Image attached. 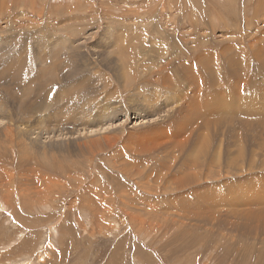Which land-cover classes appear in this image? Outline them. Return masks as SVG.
Wrapping results in <instances>:
<instances>
[{"label": "rangeland", "instance_id": "rangeland-1", "mask_svg": "<svg viewBox=\"0 0 264 264\" xmlns=\"http://www.w3.org/2000/svg\"><path fill=\"white\" fill-rule=\"evenodd\" d=\"M263 254L264 0H0V264Z\"/></svg>", "mask_w": 264, "mask_h": 264}, {"label": "bare ground", "instance_id": "bare-ground-1", "mask_svg": "<svg viewBox=\"0 0 264 264\" xmlns=\"http://www.w3.org/2000/svg\"><path fill=\"white\" fill-rule=\"evenodd\" d=\"M1 4H2V3H1ZM261 49H262V48H261ZM262 58H263V57H262ZM262 58H261V59H262ZM249 65H250V64H249ZM248 67H249V66H248ZM133 75H134V74H133ZM133 75H132V76H133ZM135 83H136V82H135ZM227 172H228V171H227ZM233 172H234V171H233ZM236 172H237V171H236ZM229 174H230V173H229ZM231 175H232V174H231ZM237 175H240V174H237ZM226 178H227V177H226ZM200 183H201V182H200ZM180 189H181V188H180ZM167 191H168V189H167ZM230 221H231V220H230ZM175 235H176V234H175ZM177 237H179V236H177ZM240 240H241V239H240ZM180 241H181V240H180ZM181 242H182V241H181ZM243 242H244V241H243ZM250 247H251V246H250ZM253 247H255V246H253ZM232 254H233V253H232ZM263 256H264V254H263Z\"/></svg>", "mask_w": 264, "mask_h": 264}]
</instances>
